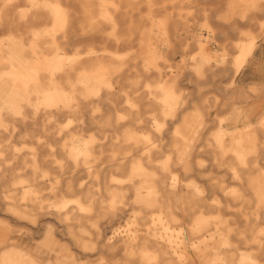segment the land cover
I'll use <instances>...</instances> for the list:
<instances>
[{
  "label": "bare ground",
  "instance_id": "6f19581e",
  "mask_svg": "<svg viewBox=\"0 0 264 264\" xmlns=\"http://www.w3.org/2000/svg\"><path fill=\"white\" fill-rule=\"evenodd\" d=\"M22 1L0 0V264H264V82H237L264 80V0ZM196 80L214 96L183 109ZM44 222L56 259L7 229Z\"/></svg>",
  "mask_w": 264,
  "mask_h": 264
},
{
  "label": "rangeland",
  "instance_id": "374dc122",
  "mask_svg": "<svg viewBox=\"0 0 264 264\" xmlns=\"http://www.w3.org/2000/svg\"><path fill=\"white\" fill-rule=\"evenodd\" d=\"M33 1L35 2V0H33ZM25 2H27V0L22 1L21 4L25 5L24 4ZM49 14L52 17L54 15L51 10H49ZM258 17H261V15L260 16L258 15ZM196 24L197 25H200V21L198 20ZM222 25H224V24H222ZM234 25L237 26V27H241V28H245L246 27V25H242L240 23H234ZM204 32L205 31H202V30L199 29V33H204ZM0 34H2V32H0ZM229 38L230 39H235L236 38V34H234V33L230 34L229 35ZM218 39H219V41L220 40L221 41L224 40V38H222V37H219ZM76 40L79 41L81 39L79 38V36L76 35ZM188 40H189V42L193 43V38H192L191 35L188 37ZM220 44L221 43H219L218 41L213 40V41H210L209 47H210L211 50H217V49H219L221 47ZM263 46L264 45L261 44L260 50L262 49ZM167 48H168L167 45H163L162 48H161V50L164 53V55H166V53L168 52ZM194 51H195V47H192L191 50H190V52H194ZM68 53H70V51H68ZM189 56L190 55H186V58L189 59ZM181 59H182V54L181 53H178L175 56L174 62L175 63L176 62H179ZM133 70L134 69L130 70L129 72H127V74L128 75H131L133 73ZM175 71H176L175 69L174 70H166L165 74L172 75V73H174ZM190 75H191V77H193V79L195 78L194 75L193 76H192V74H190ZM238 80H239L238 81V84L245 85V84H247L248 82H250L252 80V77L247 76L245 78V76L242 75ZM205 82H207V80H204V81H198V80H196V81H192L191 83H188V84H185V82H182L181 83V85H184L186 92L189 94V98H188L189 100L184 105V108L183 109L192 108V106H194V101H196V100L198 101V95L196 93L197 92V88H198L199 85H203ZM218 84H219L218 86H223V83H218ZM203 89L206 90V92L208 93V96L209 97H213L214 96L213 95V91L214 90L211 87H204V85H203ZM210 113H211V116L214 117L218 113V111H217V109L213 108V109L210 110ZM69 116L70 115H64V120H65L66 117H69ZM26 129H27V127L25 125H23L22 127H19V129H17V133H21L22 131H25ZM170 132H171V129L169 127L168 129H166L165 133L168 135V134H170ZM17 138H19V137H12V140L15 143H18L19 140H17ZM166 141L167 140H165V142ZM167 151H168V147H166L165 149H163L161 151V153L163 154V153H165ZM199 156L202 157V158H204V159H207V155L206 154H200ZM206 164H211V162L208 161ZM203 170L204 171H207L209 169L207 167H205ZM226 180H228V182H233V179H230L228 177H226ZM195 182L198 184L199 187H201V188H204L205 187V183L202 182V181H200L199 179L198 180L195 179ZM205 194H207V193H205ZM207 197H211V195L208 194ZM1 210L2 209L0 208V212H1ZM3 217L6 218V216H3ZM124 224L125 223L123 222V220H121V222L120 221H117L110 228H108V229H110V231H107L108 229H106V232H107L106 234H108L109 237L110 236L117 235V234L120 235L123 231H125ZM21 226H22V228H20L21 229V232L20 233L12 232L11 231L12 228H7L9 230V233L12 234V236H20L21 237V240L19 242V244L21 246H23V247L30 246V248H33V250H36L37 254L40 256V258L42 260H45V259H48V258L56 259L55 254H52V252H49V250L45 247V245H44V238H45L46 232L50 228H53L54 231L57 232V233L61 229H57V227H55L53 224L45 223V224H42V227H41V230L40 231H36L35 230L32 233V235H28L27 226L26 225H23V224ZM17 229H19V228H17ZM62 238H64V236H62ZM62 243L63 244H66V240L65 241H62Z\"/></svg>",
  "mask_w": 264,
  "mask_h": 264
},
{
  "label": "crops",
  "instance_id": "0c3cea01",
  "mask_svg": "<svg viewBox=\"0 0 264 264\" xmlns=\"http://www.w3.org/2000/svg\"><path fill=\"white\" fill-rule=\"evenodd\" d=\"M261 44H263L264 45V43H261ZM257 55L261 58V59H263L264 60V46L262 47V49L260 50H258V52H257ZM242 75H244L245 76V78L247 77V76H250V77H252V80L250 81V82H248L247 84H245L244 86H246V85H251V84H253V83H259V82H264V80H262V79H260L259 78V76H253V74L252 73H250V70H246L245 72H243L242 74H241V76ZM240 76V77H241ZM239 77V78H240ZM238 78V79H239ZM239 80H237V82H238ZM240 85V84H239ZM264 98V97H263ZM263 98H261V99H263ZM260 99V100H261ZM254 101V99L253 100H251L249 103H251V102H253ZM0 217H2V215H0ZM24 241V240H23ZM28 248L29 249H32L33 250V248H30V246H28Z\"/></svg>",
  "mask_w": 264,
  "mask_h": 264
}]
</instances>
